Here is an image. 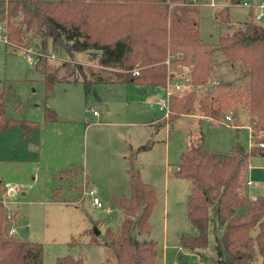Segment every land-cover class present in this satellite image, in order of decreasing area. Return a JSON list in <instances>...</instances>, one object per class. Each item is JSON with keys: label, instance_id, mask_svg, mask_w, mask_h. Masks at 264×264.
Instances as JSON below:
<instances>
[{"label": "trees", "instance_id": "obj_1", "mask_svg": "<svg viewBox=\"0 0 264 264\" xmlns=\"http://www.w3.org/2000/svg\"><path fill=\"white\" fill-rule=\"evenodd\" d=\"M200 5V0H0V22L3 34L16 50L24 47L42 54L33 62L34 68L43 71L46 93L51 92L57 79L54 69L40 66L50 59L45 56L50 53L61 57L64 66L73 53L85 52L101 68L113 70V80L151 88H164L168 80H174L165 64L168 57L172 67L191 65L189 91L169 97L167 119L172 122L181 114L195 111L196 90L211 76L212 44L200 37ZM215 17L229 24L228 7H221ZM217 46L231 64L241 63L248 82L244 86L214 87L202 97L200 109L212 121L219 115L230 116L229 123L236 119L237 112H246L251 144L234 143L222 153L206 148L200 134L195 143L186 145L174 174L189 183L186 207L194 233L182 234L178 245L207 261L200 250L207 245L212 223L219 232L218 256L226 252L224 264H253L257 257L259 264H264V193L251 197L246 191L248 164L252 157L264 155V136H257V131H264V25L253 19L245 21L220 36ZM82 82L87 87L91 80L83 78ZM7 97V87L0 83V134L15 125L27 139L40 123L11 116L6 109ZM43 115L44 124L57 119L47 105ZM143 149L147 148H128L125 171L130 193L113 199L123 214L120 229L105 230L115 264H162L155 242L136 237L150 231L149 218L156 203L154 187L142 181L134 162L135 154ZM82 174L77 165L56 172L55 178L67 180L68 186L53 188L52 199L72 202L79 198L82 182L89 185ZM4 190L0 180V264H42V245L10 231L13 213L1 202ZM64 190L67 194L62 195ZM177 258L180 263L182 256L177 254ZM56 264L85 262L81 257L64 256Z\"/></svg>", "mask_w": 264, "mask_h": 264}, {"label": "rangeland", "instance_id": "obj_2", "mask_svg": "<svg viewBox=\"0 0 264 264\" xmlns=\"http://www.w3.org/2000/svg\"><path fill=\"white\" fill-rule=\"evenodd\" d=\"M200 1V37L203 42L212 44V62L216 63L217 79L221 80L218 82L213 74L206 84L197 88L194 112H202V97L209 95L214 87L228 84L244 86L248 82L241 63L231 64L217 46L220 36L247 20V9L233 4L231 0H213L214 5H210L211 0ZM258 1L264 3V0ZM223 6L228 7L232 24L220 22L215 17V13ZM3 28L0 22V38ZM61 60L56 55V58L40 64L41 67L45 64L48 71L54 69L57 75L51 92L46 93L43 71L34 68V63L11 43L0 39V83H5L7 87V112L15 118L40 123L38 128L31 130L27 139L22 136L21 128L15 125L0 134V180L4 185L17 187V191L12 192L11 203L5 205L13 213L10 223L13 234L42 245V264H56L57 259L64 256L81 257L85 264H115L106 245L105 230L120 229L123 214L114 205L113 199L115 196L126 197L130 193L125 182L126 174L123 173L127 165L122 157L125 146L120 149V136L128 132L131 141L147 149L151 147L149 152L141 150L143 152L134 162L135 166L141 168L143 178L148 180L146 182L154 187L157 198L149 218L150 231L137 233L136 237L153 240L163 264H224L226 252L223 250L222 256H218L216 239L219 232L213 229L212 223L209 224L207 245L200 250L207 261L202 260L200 254H192L179 247L180 236L194 233V230L189 223L186 207L189 183L184 178L176 177L174 169L186 145L196 142L199 130L203 135L204 146L208 149L223 153L228 152L234 143L247 146L250 143L248 114L237 112V120L233 118L230 123H240V126L234 127L224 120V115L216 119L220 122L223 120V124H216L204 116L199 119L184 113L167 128L163 124L158 125L157 133L152 125L138 130L125 124L94 125L93 122L99 120H133L136 119L135 115L143 118H150L152 113L161 116L162 112L158 111L154 102L157 104L164 96V89L154 87V94L149 96L150 90L146 86L115 82L111 80L115 78L113 70L101 68L96 59H89L85 52L73 53L64 66ZM165 64L168 73L173 72L176 79H181L182 73L191 74V65L177 64L172 67L169 57ZM98 76L110 80L91 81L87 87L84 86L83 78L92 80ZM75 77L77 80L70 81ZM173 84H169L168 89L176 93ZM188 91L185 89L178 93ZM45 105L57 116L56 120L47 124L43 122ZM19 106L21 108L14 110ZM141 108L145 113L139 112ZM106 112L111 117L108 118ZM166 129L170 132L167 138ZM257 136H264V131H257ZM249 163L252 185L248 190L251 194L264 193V155L252 157ZM165 164H168L169 171ZM73 165L81 166L82 176L88 174L91 180L97 175L96 168H100L103 184H99L102 192L98 194L102 207L94 205L92 198L84 195L89 187L84 181L81 194L74 201L57 202L52 199L53 188L66 189L68 186L67 180H58L54 174ZM64 193L66 190L61 194ZM72 194L75 196L76 192ZM177 254L182 256L180 263ZM218 258L222 261H218ZM259 261L257 257L253 264H259Z\"/></svg>", "mask_w": 264, "mask_h": 264}, {"label": "crops", "instance_id": "obj_3", "mask_svg": "<svg viewBox=\"0 0 264 264\" xmlns=\"http://www.w3.org/2000/svg\"><path fill=\"white\" fill-rule=\"evenodd\" d=\"M203 1V0H202ZM232 1V3L233 4H235V5H240V6H242V7H244L245 9H247V14H248V18H247V20L246 21H248V19L249 18H251V19H253L254 20V16L257 14V13H259V9L258 8H256V7H246V6H243L242 4H241V2H243V1H247V2H250V3H252V4H254V3H258V2H260V1H258V0H238V2H236L237 0H231ZM214 3L215 2H213V0H211V2H210V5H214ZM262 3V2H261ZM264 4V3H263ZM224 7V6H223ZM264 10V9H263ZM262 10V12H264ZM264 14V13H263ZM229 17H230V14H229ZM230 21H232V19L230 20ZM255 21V20H254ZM231 23V22H230ZM232 24V23H231ZM261 24H263L264 25V23H261ZM34 63V62H33ZM230 67H232V65L230 66ZM233 67H235V66H233ZM103 69H105V68H103ZM215 69H217V65H216V63H214V62H212V69H211V75H213V74H215V78L217 79V72H215ZM240 69H241V67H240ZM215 72V73H214ZM246 74V73H245ZM110 79H107L106 77H95L94 79H92L91 81H97V82H105V81H109ZM111 80H113V79H111ZM219 80H221V79H217V81L219 82ZM115 81V80H114ZM115 82H117V81H115ZM146 88H149L148 90H150V93H149V96L150 95H153L154 93V91H153V89L151 88V87H147L146 86ZM164 89V95H165V87L163 88ZM142 90H144V89H142ZM155 103V105H156V107H157V109H158V111H160V112H162V115L161 116H156L155 114H153L152 113V115L150 116V118H143L142 116H134V118H136V119H133V120H126V121H124L123 122V120H118V121H113V120H109V121H101V120H99V121H94L93 123H94V125H97V124H105V125H108V126H114V125H122V124H125L126 125V127H131V128H133V129H135V130H138L139 128H141V127H143V126H147V125H152V126H154L153 127V129H155V133H157V131H156V128H157V126L158 125H160V124H163V125H165L164 127L165 128H167V125L169 126L170 124H171V122H169L168 121V119H167V117L168 116H165L164 115V111H162V110H160L159 109V107H158V102H157V104H156V102H154ZM140 113H145V112H143V109L141 108L140 109V111H139ZM94 114L96 113L95 111L93 112ZM187 114H192V115H195L197 118H201L202 116H204V117H206V118H208L211 122H214V123H216V124H223V120L220 122V121H218V122H216V121H212L207 115H205V114H203L202 112H200L199 110L197 111V112H193V113H187ZM182 115V114H181ZM106 116L109 118V117H111L110 115H109V113L108 112H106ZM180 116V115H179ZM178 116V117H179ZM177 117V118H178ZM240 120V119H239ZM230 125L231 126H234V127H237V126H240V123H238L237 125L236 124H232V123H230ZM248 130H249V137H250V143L247 145V146H249L250 144H251V136H252V133H251V128H250V125H249V117H248ZM166 135H165V138H167V137H169L170 136V132H168L167 131V129H166ZM115 134V133H114ZM113 134V135H114ZM141 134H143V132H142V130H141ZM141 134H139V137L141 136ZM200 134H202L201 132H200V130H199V132H198V134H197V136H196V141L199 139V137H200ZM97 135H99V134H97ZM112 135V136H113ZM114 136H116V135H114ZM203 136V135H202ZM123 137V138H122ZM142 137V136H141ZM120 142H122V145H121V143H120V149H121V146H125V153L122 155V157H123V160H124V162H126V155H127V153H128V148L129 147H131L132 149H135V148H137V147H139V146H141V144H139L138 142H133V141H131L130 139H131V136H130V134L128 133V132H125V136H120ZM141 139V138H140ZM142 139H144V137H142ZM149 139V138H148ZM141 141V140H140ZM118 142H119V140H118ZM151 150V147L150 148H148V149H146V150H144L145 152L147 151V152H149ZM122 151V150H121ZM121 151H120V153H121ZM140 152H143V151H138L136 154H135V162L138 160V158H139V154H140ZM183 152V151H182ZM166 159V158H165ZM138 167V169H139V171H140V177H141V179H142V181H144L145 183H148V182H146V181H148V180H145L144 178H143V173L141 172V168H139V165L137 166ZM165 168L168 170L169 168H168V164L166 165L165 164ZM249 168H250V163L248 164V169H247V186H246V191H247V193H248V195L249 196H251V197H253V196H255L256 194H251V192L248 190V188H249V186H251L252 185V181H250V179H249ZM126 166H125V168H124V171H123V173L124 174H126ZM95 171H97V175H95L96 177H93V179L91 180V178L89 177V175L88 174H86V175H84L83 177L85 178L86 177V180L88 181V184L91 186V187H93L94 186V188L96 189V191H97V194H98V192L99 191H101L102 192V189H101V187H100V185L99 184H103V179H102V174H101V171H100V168L98 167V168H96V170ZM94 171V172H95ZM169 171V170H168ZM100 176V177H99ZM88 178H90V179H88ZM102 181V182H101ZM125 182L127 183V176L125 177ZM150 184V183H149ZM93 185V186H92ZM255 185V184H254ZM127 186H128V184H127ZM130 191V190H129ZM100 192V193H101ZM22 194H25V193H22ZM258 194H263V193H258ZM99 195V194H98ZM101 198V197H100ZM157 199V198H156ZM162 263V262H161ZM163 264V263H162Z\"/></svg>", "mask_w": 264, "mask_h": 264}, {"label": "built area", "instance_id": "obj_4", "mask_svg": "<svg viewBox=\"0 0 264 264\" xmlns=\"http://www.w3.org/2000/svg\"><path fill=\"white\" fill-rule=\"evenodd\" d=\"M241 4L243 6H246V7H256L260 10L259 13H257L255 16H254V20L258 23H264V14L262 12V10L264 9V4L261 3V2H258V3H250V2H247V1H243L241 2ZM3 42L5 43H9L8 40L6 39V36L3 34L2 37L0 38ZM17 51L19 52H22L23 54H25V56L28 58L29 61H34L35 58L39 55H42L41 53L37 52V51H34L32 49H28V48H24V47H19L17 48ZM49 58H56V54L55 53H50L48 55H45ZM134 75L138 74L137 71H134L133 72ZM181 79H176L174 78V80L170 81L168 80L167 83H166V86H165V95L163 97H161L158 101V107L160 110L164 111V115L165 116H168L169 114V97L171 94L169 89H168V85L171 84V83H174L173 84V90L175 92H180V91H184L185 89H189V83L191 81V76L190 74L188 73H182L181 74ZM183 86H184V89H183ZM224 120L226 121H229L230 120V116H225ZM262 145V144H260ZM14 191H17V187H15L14 185H5V190L2 194V197H1V202L2 204L6 205V204H9L11 203L12 201V192ZM84 195H88L92 198V203L98 207H102L103 206V203H102V200L101 198L99 197V195L97 194V191L94 187H88L87 191H85V194ZM11 232H14V229L11 228L10 230ZM201 264H208L207 262H202Z\"/></svg>", "mask_w": 264, "mask_h": 264}]
</instances>
